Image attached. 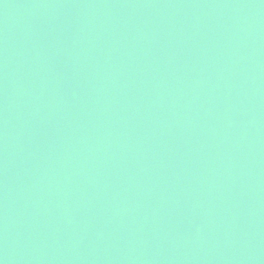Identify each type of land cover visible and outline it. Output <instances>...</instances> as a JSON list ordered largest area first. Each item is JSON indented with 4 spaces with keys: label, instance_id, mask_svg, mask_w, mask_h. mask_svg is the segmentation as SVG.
<instances>
[{
    "label": "water",
    "instance_id": "obj_1",
    "mask_svg": "<svg viewBox=\"0 0 264 264\" xmlns=\"http://www.w3.org/2000/svg\"><path fill=\"white\" fill-rule=\"evenodd\" d=\"M0 264H264V0H0Z\"/></svg>",
    "mask_w": 264,
    "mask_h": 264
}]
</instances>
